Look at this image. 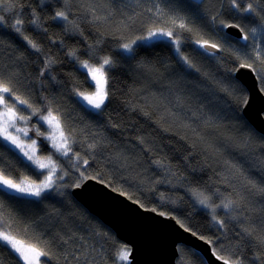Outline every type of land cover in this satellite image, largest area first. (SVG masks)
Wrapping results in <instances>:
<instances>
[{"label":"trees","instance_id":"trees-1","mask_svg":"<svg viewBox=\"0 0 264 264\" xmlns=\"http://www.w3.org/2000/svg\"><path fill=\"white\" fill-rule=\"evenodd\" d=\"M249 2L257 13L254 23L239 19L247 14L238 13L231 0H205L199 11L187 7L197 0H17L12 11L0 10V76L39 110L33 114L26 106L20 108L30 117L27 129H40L39 116L51 109L75 141L68 156L56 157L61 169L54 186L36 198L40 203L21 205L0 194V211L20 230L18 238L49 243V248L37 245L51 252L41 264H130L117 260L128 245L71 192L89 176L144 207L173 215L211 241L217 255L230 261L239 257L241 264H264V194L248 184L264 185V134L243 114L248 91L233 71L241 63L264 67L255 60L257 49L264 58V44L257 48L250 43L244 49L223 27L236 23L247 33L249 26L264 23V0ZM237 3L243 8L245 0ZM57 11L66 12L68 21L54 20ZM17 18L24 22L19 33L12 27ZM34 18L36 24L31 23ZM173 18L184 20L192 31L174 28L169 23ZM156 28H171L173 37L145 46L138 38ZM176 38L181 54L174 52ZM197 40L216 43L221 52H206ZM124 44H131V52ZM237 53L246 58L237 60ZM103 57L113 62L110 70L105 68L109 96L101 109L92 110L76 97L78 91L91 90L80 62L98 65ZM166 78L175 80L173 85L165 84ZM259 81L264 88V80ZM226 121L237 125L229 130ZM35 136L39 151L55 159V149ZM6 144L0 138V169L12 178L41 180L45 173L26 166L27 160ZM203 197L206 205L199 202ZM228 201L232 207L225 209ZM178 250L177 264H208L189 245L180 244ZM0 264L19 261L0 248Z\"/></svg>","mask_w":264,"mask_h":264},{"label":"snow or ice","instance_id":"snow-or-ice-1","mask_svg":"<svg viewBox=\"0 0 264 264\" xmlns=\"http://www.w3.org/2000/svg\"><path fill=\"white\" fill-rule=\"evenodd\" d=\"M67 2V0H66ZM205 0H197L196 4L188 3L187 7L193 8L194 11H199L200 8L203 7V3ZM231 3L233 7L237 10V12H243L246 13V16H240L239 19L246 20L248 22H256L255 17L257 15L256 9L253 7V4L249 2V0H245L244 7L241 8L240 4L237 3V0H231ZM17 6V0H0V10H6V11H12ZM33 16L35 17V13H33ZM54 20H61L64 22L68 21V15L64 11H57L55 12L53 16ZM215 19V17H213ZM4 21V16L0 15V24ZM36 18L32 19L31 23L36 24ZM22 19H16L15 23L12 25V27L15 29L17 33L21 32V26L23 25ZM169 23L174 28L183 29L186 31L191 32L192 29L188 27V25L184 22V20L180 19L177 20L175 18L170 19ZM224 28H235L237 29L236 35L239 37V42L241 43V47L246 49L249 47L247 41L249 40L248 33L245 32L244 28L241 27L240 24H223ZM252 33L253 39L257 38V34L264 35V23H259L258 27H252L249 30ZM173 30L171 28L165 30L164 28H161L157 31H153L151 29L148 30V33L146 36L139 37L141 41L146 42L145 46H147L148 42H152L155 38L156 41H161L164 38H172L173 37ZM24 40L28 42V44L33 48L39 51L38 46L30 40L27 36L24 37ZM171 42V41H169ZM132 43H135L133 41ZM196 44L199 45L200 49H216L219 48V45L216 43H209L207 40L201 41L197 40ZM123 49L126 52H131V44H124ZM176 48L177 51L179 50V40H176ZM261 51L260 49H257L255 51V60L259 61L261 65H264V58L261 57ZM73 55H75L73 53ZM214 55V54H213ZM246 56H241L239 53L236 54L237 60H244ZM183 60L185 63H187L188 67H192L191 62L188 61L187 57H183ZM98 65L96 66L94 64H90L89 61L85 60L80 62L79 70L82 72V74L85 76V79L87 80L90 87L94 88V91L88 94H85L84 92H77L76 97L78 102H85V107H89L92 110H99L105 105V101L108 99L109 92H108V77L107 73L105 71L106 66L111 69L113 66V62L109 57H103L98 61ZM240 67L250 69L252 73L257 74L256 78L258 80H264V67H253L251 63L245 64L241 63ZM233 71H236L233 69ZM260 91H264V88L260 89ZM7 96V99H6ZM14 98V99H13ZM82 98V100H81ZM9 100H12V104H9ZM245 104H247V99L244 101ZM17 105H24L27 109H32L33 114H36L39 110L33 108V105L29 103L26 99H21L19 95H17V92L14 90V87L12 86L11 80L5 79L3 76H0V138L3 139V141L7 142L6 147L11 148V146H15V148L19 149L21 153H23V156L27 158V162H31L30 164H27L26 166L31 167L32 165H35V168L33 171H36L37 174H43L39 170L48 169L47 174L45 175L44 180H42L40 183H36L35 181H29L28 178H12L9 175H6L3 171V169H0V194L7 197L9 200L19 203L21 205H31V204H38L41 201L38 199H31V198H39L42 196V193L48 189H51L54 186L53 176L57 172V166L55 162L51 159V157H48V162L45 163L41 158L37 157L35 154V150L33 149L32 152H29L26 149L25 144L20 140V138L13 133L14 130L16 133H23L25 136H27V130L24 128L17 127V121H24L25 123L30 117H26L24 115H21L19 112H17L16 108ZM99 115V113H96ZM40 120L44 121L48 128L50 129L49 135L45 136V140L50 141L52 144V147L55 149L57 153H59L62 156H68L69 152L72 151V149L69 147L70 143H74V140H70V137L65 132V128L61 123V120L58 118L57 115H54L53 111L51 109L47 110V115H43L39 117ZM243 119V117H240ZM37 135H42L39 132V129H36ZM35 144V141H33V145ZM27 147H32V145H29ZM90 148H95V145H89ZM76 159L80 160L79 155H76ZM84 164H87L88 161L84 160ZM67 173L62 174L59 179H63V175H66ZM89 177H85V179H88ZM248 184L251 186V189H254L256 192L264 194V185L258 186L252 181H248ZM81 185L77 183L75 187L79 188ZM201 204H205L206 200L201 199L199 201ZM233 201H228L227 203L223 204V207L225 209H230L232 207ZM3 208L2 201H0V209ZM154 211V210H153ZM161 215H164V213H161ZM219 225L223 227V221H218ZM261 224H264V219L260 221ZM180 227L184 228V225L181 224ZM186 231H189V229H185ZM244 233L251 237L252 231L245 228ZM24 234L26 235L28 232V227L25 226L23 229ZM20 235V230L14 228L13 223L9 221V219L3 214L2 211H0V248H5L8 251H10L16 259L19 261V264H41L40 258L41 257H50L51 252L42 250L41 247H38L37 245L40 244L43 246V248H49V243L45 240H37L35 243H25L23 240L18 239V236ZM192 235H196V233H192ZM200 239H204L203 237H200ZM64 245L67 244V241H62ZM208 243H211V241H208ZM260 243L264 245V238L260 239ZM212 254L215 256L216 259L223 261V264H241V261L239 257L237 259L230 261L228 258L224 256H219L216 254V249L213 248ZM131 255V249H128L126 247H122L118 254H117V260L118 262L123 261L127 262L129 261V257ZM75 259L79 260L78 257ZM255 260H260L259 256L255 257ZM46 264L48 262L46 261Z\"/></svg>","mask_w":264,"mask_h":264},{"label":"water","instance_id":"water-1","mask_svg":"<svg viewBox=\"0 0 264 264\" xmlns=\"http://www.w3.org/2000/svg\"><path fill=\"white\" fill-rule=\"evenodd\" d=\"M226 31L238 37L237 29L226 28ZM207 50L221 52L220 47ZM235 75L248 91L243 114L264 134V91H260L262 87L256 78L257 74L239 65ZM79 184V188L72 187L73 196L109 225L121 241L130 246V263L177 264L179 244L184 243L199 250L206 257L208 264H223V261L216 259L212 254V246L207 240L200 239L197 234L192 235L193 231H186L185 227H180L181 223L173 215L144 207L92 176Z\"/></svg>","mask_w":264,"mask_h":264},{"label":"rangeland","instance_id":"rangeland-1","mask_svg":"<svg viewBox=\"0 0 264 264\" xmlns=\"http://www.w3.org/2000/svg\"><path fill=\"white\" fill-rule=\"evenodd\" d=\"M250 27H252V26H249L248 28H249V30L251 29ZM160 28H156V29H153V31H157V30H159ZM248 30V35H249V40H248V45L250 44V43H255L256 44V47L257 48H259L262 44H264V35H260L259 33L257 34V38H255V39H253V37H252V33L250 32ZM228 34H230V33H228ZM231 35V34H230ZM233 36V35H232ZM235 37V36H234ZM236 38H238V37H236ZM164 39H168V38H164ZM176 40H179L178 38H176ZM176 40L174 41V46H175V51L174 52H178L179 54H181V52H180V49H181V45H180V40H179V50L177 51V48H176ZM153 41H156L155 40V38L153 39ZM211 43V42H210ZM204 50V49H203ZM206 52H211V53H214V52H212V51H209V50H205ZM264 52V51H263ZM261 53H262V51H261ZM262 55V54H261ZM180 57L183 59V56H181L180 55ZM184 61V60H183ZM90 63V62H89ZM91 64V63H90ZM245 64H248V63H245ZM94 65H96V64H94ZM96 66H99V65H96ZM150 68V72H149V75H151V76H155V72L151 69V67H149ZM191 68V67H190ZM167 80H166V82H165V84H167V85H173L172 83L173 82H175V80H170V79H168V78H166ZM259 83H260V81H259ZM261 86V85H260ZM94 91V88H92L91 87V90L90 91H82V92H84L85 94H88V93H91V92H93ZM6 99H7V96H6ZM14 99V98H13ZM81 100H82V98H81ZM9 102V104H12V100H9L8 101ZM85 104H86V101L84 102ZM22 106H24V105H17V108H16V110H17V112H19L20 113V108L22 107ZM90 107V106H89ZM21 114V113H20ZM22 115V114H21ZM44 115H47V114H44ZM41 116H43V115H41ZM40 117V116H39ZM40 119V118H39ZM42 121V120H41ZM27 122H29V119L27 120ZM42 123H43V125H40V129H39V132L40 133H43L42 135H40L41 136V138L40 139H45V136H47V135H49V133H50V129L48 128V126L46 125V123L44 122V121H42ZM224 125L225 126H227L228 127V129L229 130H231V129H233L234 127H236V123H233V122H231V121H226L225 123H224ZM17 127H19V128H24V129H26L27 130V136H25L22 132L21 133H16L14 130H11L10 129V131H13V133L15 134V135H17L19 138H20V140L25 144V146H26V149L29 151V152H32L33 151V149L35 150V154H36V156L37 157H39V158H41L45 163H47L48 162V157H51V159L55 162V164H56V166H57V172H56V174L52 177L53 178V181H55V179H54V177L56 178V176H57V174H58V172H59V170L61 169V167H60V165H58V163H59V161L57 160V156H59V157H62V155H60L59 153H57V152H55V159H54V157H53V155H52V153H49V154H42L40 151H39V146H38V141H37V138H35L36 136L35 135H37V133H36V130H35V132H32L30 129H27L28 128V125H27V123H25L24 121H17ZM205 131H209V130H205ZM260 132V131H259ZM208 133H210V132H208ZM261 133V132H260ZM213 134H215V136H219V134H220V131L218 132V131H216V132H213ZM263 134V133H262ZM33 136V137H32ZM2 139V138H1ZM3 140V139H2ZM33 141H35V144L33 145ZM47 141V140H46ZM48 143H49V145L52 147V144H51V142L50 141H47ZM7 143V142H6ZM29 145H32V147H27V146H29ZM12 148H14L15 150H17V152H19L22 156H23V153H21L20 152V150L19 149H17V148H15V146L13 145V146H11ZM55 151V150H54ZM23 158H25L26 160H27V158L26 157H24L23 156ZM35 166V165H34ZM41 172L43 171L44 173H45V175L47 174V172H48V169H44V170H40ZM43 173V174H44ZM42 174V175H43ZM45 175L41 178V180H39V181H35L36 183H40L42 180H44V178H45ZM29 181H34V180H32V179H28ZM43 194V193H42ZM34 199H36V198H34ZM201 199H205L206 200V198H201ZM200 199V200H201ZM207 204V200H206V203L204 204V205H206ZM202 205V204H201ZM18 239H20V238H18ZM22 240V239H21ZM24 241V240H23ZM26 243V242H25ZM128 249H130V246H128L127 247ZM41 259H42V257L40 258V261H41ZM130 259V258H129Z\"/></svg>","mask_w":264,"mask_h":264},{"label":"flooded vegetation","instance_id":"flooded-vegetation-1","mask_svg":"<svg viewBox=\"0 0 264 264\" xmlns=\"http://www.w3.org/2000/svg\"><path fill=\"white\" fill-rule=\"evenodd\" d=\"M185 227V226H184ZM186 228V227H185ZM190 230V229H189ZM192 231V230H191ZM194 232V231H193ZM194 233H196V232H194ZM197 234V233H196ZM199 237H202L201 235H199V234H197ZM204 238V237H203ZM205 239V238H204ZM205 240H207V239H205ZM207 241H209V240H207ZM181 244H184V243H181ZM211 244V243H210ZM180 245V244H179ZM186 245V244H185ZM190 247H192V246H190ZM192 248H194V247H192ZM179 249V248H178ZM194 249H196V248H194ZM197 250V249H196ZM197 251H199V250H197ZM200 252V251H199ZM201 253V252H200ZM202 254V253H201ZM203 255V254H202ZM204 256V255H203ZM204 258H205V260H206V262L208 263V261H207V259H206V257L204 256ZM177 261V260H176ZM129 262H130V259H129ZM130 264H132V263H130Z\"/></svg>","mask_w":264,"mask_h":264}]
</instances>
